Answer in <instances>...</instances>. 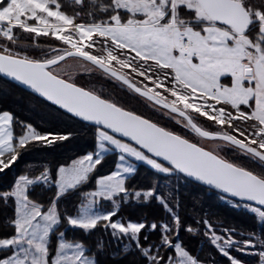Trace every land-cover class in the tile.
<instances>
[{
    "label": "snow or ice",
    "instance_id": "obj_1",
    "mask_svg": "<svg viewBox=\"0 0 264 264\" xmlns=\"http://www.w3.org/2000/svg\"><path fill=\"white\" fill-rule=\"evenodd\" d=\"M0 264H264V0H0Z\"/></svg>",
    "mask_w": 264,
    "mask_h": 264
},
{
    "label": "trees",
    "instance_id": "obj_2",
    "mask_svg": "<svg viewBox=\"0 0 264 264\" xmlns=\"http://www.w3.org/2000/svg\"><path fill=\"white\" fill-rule=\"evenodd\" d=\"M62 2L66 5L71 4V0H62ZM22 39L24 38L22 37ZM21 114L27 115L26 112ZM213 211L216 213V216L212 217V219H221L224 222L225 226H234L237 229L244 228L257 232L260 231L259 226L249 216L243 213L231 211L220 204H217L214 207Z\"/></svg>",
    "mask_w": 264,
    "mask_h": 264
}]
</instances>
